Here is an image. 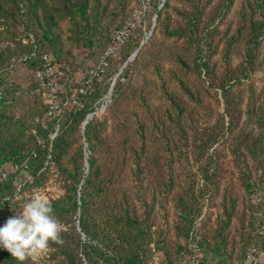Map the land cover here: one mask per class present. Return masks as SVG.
Here are the masks:
<instances>
[{
	"label": "trees",
	"instance_id": "trees-1",
	"mask_svg": "<svg viewBox=\"0 0 264 264\" xmlns=\"http://www.w3.org/2000/svg\"><path fill=\"white\" fill-rule=\"evenodd\" d=\"M134 10L141 20L118 53L106 56L104 72L87 86V73L77 80L85 62L73 49L100 60ZM154 24L147 40L143 26ZM158 33L178 43L170 58L179 72L171 77L190 104L161 78L171 107L158 109L137 83ZM45 55L61 85L51 115L36 93ZM17 67L31 74L27 88L11 79ZM192 73L220 109L193 86ZM52 172L64 191L50 200L62 224L63 243L48 248L55 264H153L155 254L161 264H190L193 243L202 264L208 256L232 264L235 182L250 208L237 264L252 245L264 249V0H0V227L16 197L43 187ZM219 198L223 217L209 227L205 206ZM171 202L174 240L161 224ZM0 264L21 262L0 247Z\"/></svg>",
	"mask_w": 264,
	"mask_h": 264
},
{
	"label": "rangeland",
	"instance_id": "rangeland-1",
	"mask_svg": "<svg viewBox=\"0 0 264 264\" xmlns=\"http://www.w3.org/2000/svg\"><path fill=\"white\" fill-rule=\"evenodd\" d=\"M141 20V19H139ZM137 21V23L139 22ZM156 24L152 26V29L149 30L146 25L143 26V31L147 35V40L152 35V30L155 27ZM147 40L143 44L147 43ZM153 43L154 45L148 47L147 52L143 55L142 58L143 61H141L140 65L138 66L136 72V80L139 85V87L146 88L151 93V101L153 105L158 109H170L171 105L168 102L165 94L163 93L162 87H161V78L167 80V85L170 87V90L176 95L177 99L181 102H185L186 104H190V101L188 100L187 96L184 95V92L180 88V85L177 84V82L174 80V78L171 77L172 73L179 72V67L176 64V62L171 59V53L172 50L176 47H178V43L176 44L173 39L165 38V36L161 33H158L155 37ZM180 44V43H179ZM158 54L155 56V53ZM74 55H76L77 60L79 63L81 61H84L83 68H80L78 73L76 72L74 74L75 78L79 80L81 77H84L85 74L89 69L92 67H97L100 63V60H85L87 57V53L83 49L74 48L73 49ZM116 53L118 51L116 50ZM115 53V55H116ZM151 56L153 58H151ZM159 65V70L155 68L156 65ZM107 66V65H106ZM106 68V67H105ZM58 71V70H57ZM62 73V72H61ZM31 74L25 70L23 67H17L12 72L11 79L18 84H21L23 87L27 88L30 82ZM190 79L193 84L195 85L199 91L203 94L205 99L208 102H211L210 104L214 109H220L219 105L217 104L215 98L212 95L207 94L204 92V88L201 84V82L197 79L195 74H190ZM61 88V85H58V89ZM193 169V168H192ZM196 168H194L192 171L195 172ZM7 173L13 172V169L11 167L6 168ZM28 178V176L23 173V176H20V181H25ZM57 176L55 172H52V176L49 178V180L46 182V184L37 189H33L30 191H25L24 193L19 194L16 199H18V204L14 206L9 218L16 217L20 211L22 205L27 202L33 195V193H39L42 196H46L48 200H55L64 195V191L62 190L60 183L56 180ZM233 192L236 196L239 198V205H238V214L236 218H233L231 222V227L227 232V239H228V246L227 250L229 252L233 251V260L232 264L238 263V254L239 251L243 245V242L245 241L247 235H248V229H245V232L242 231V226L245 224L247 227V223L250 217V208L248 206V198L245 194V191L240 187V184L235 182L233 185ZM259 200H261V195H258ZM264 206V204H263ZM165 213L164 217L161 218V224L164 228V231H166L167 236L174 238V226L175 223L178 221V214L175 210L174 203H170L165 206ZM205 213L209 214L211 217V220L209 221L208 225L209 227H214L218 219L220 217H223V212L221 208V200L220 198L215 200V202H211L210 205H206L204 209ZM258 214V216H260ZM244 235H241V234ZM32 259V258H31ZM37 264H55V261L50 258V251L47 249L46 251L42 252L38 256H36L34 259H32ZM207 261L209 264H213L215 260L211 259V256L207 257ZM153 264H161L160 255L155 254L153 257Z\"/></svg>",
	"mask_w": 264,
	"mask_h": 264
},
{
	"label": "clouds",
	"instance_id": "clouds-1",
	"mask_svg": "<svg viewBox=\"0 0 264 264\" xmlns=\"http://www.w3.org/2000/svg\"><path fill=\"white\" fill-rule=\"evenodd\" d=\"M16 217L0 227V247L23 264L46 251L50 242L62 244V224L46 196L33 193Z\"/></svg>",
	"mask_w": 264,
	"mask_h": 264
},
{
	"label": "built area",
	"instance_id": "built-area-1",
	"mask_svg": "<svg viewBox=\"0 0 264 264\" xmlns=\"http://www.w3.org/2000/svg\"><path fill=\"white\" fill-rule=\"evenodd\" d=\"M141 12L139 10H134L131 19L128 21L127 26L124 29L119 30L116 33L115 46L109 48L105 51L104 55L101 57L100 63L97 67H92L87 71V79L85 85H90L94 77H98L102 72H104L106 67V56L115 55L118 46L123 44L130 36V33L133 29L136 28L137 21L141 17ZM44 60V70L38 71L36 73V78L41 80L40 86L36 89V93L40 94L46 103L50 104V112L48 115H51L53 110L58 108L56 100L58 97V86L55 82L56 68L54 67L52 60L48 56L43 57ZM81 93L85 92V88L80 89ZM33 134H36V131H33ZM57 131L50 135V139L53 140L56 137ZM5 176V175H4ZM264 229V228H263ZM192 255L190 258V264H202L201 263V251L197 244L193 243L191 246ZM242 264H264V249L252 245L242 261Z\"/></svg>",
	"mask_w": 264,
	"mask_h": 264
},
{
	"label": "water",
	"instance_id": "water-1",
	"mask_svg": "<svg viewBox=\"0 0 264 264\" xmlns=\"http://www.w3.org/2000/svg\"><path fill=\"white\" fill-rule=\"evenodd\" d=\"M138 52H139V50H138L137 52H135V53L130 57V59H129L128 62L133 61V60L136 58ZM128 62H127V63H128ZM127 63H126V64H127ZM125 66H126V65H125ZM111 92H112V90L110 91V94H109V95H111ZM105 108H106V105H103L100 111H103ZM95 114H96V113H92V114H89V115H88L86 121H85L84 124H83V129H84L85 125L87 124L88 119H91ZM86 166L88 167V162H87V161H86Z\"/></svg>",
	"mask_w": 264,
	"mask_h": 264
}]
</instances>
